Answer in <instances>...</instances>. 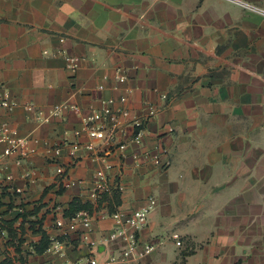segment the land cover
Instances as JSON below:
<instances>
[{"label": "crops", "instance_id": "crops-1", "mask_svg": "<svg viewBox=\"0 0 264 264\" xmlns=\"http://www.w3.org/2000/svg\"><path fill=\"white\" fill-rule=\"evenodd\" d=\"M1 89L17 104L0 107V126L36 140L37 151L0 167V264L101 261L113 225L106 213L148 195L157 204L139 231L155 244L147 260L264 264V15L227 0H0ZM107 97L144 117L141 143L95 159L81 149L74 164L63 150L54 160L51 146L76 139ZM28 102L48 120L37 121ZM57 103L67 106L49 116ZM135 130L126 125L124 138ZM98 169L108 188L92 200ZM73 200L92 221L64 232L55 219L66 223Z\"/></svg>", "mask_w": 264, "mask_h": 264}, {"label": "built area", "instance_id": "built-area-1", "mask_svg": "<svg viewBox=\"0 0 264 264\" xmlns=\"http://www.w3.org/2000/svg\"><path fill=\"white\" fill-rule=\"evenodd\" d=\"M235 3L248 11H254L264 15V8L250 3L247 0H227ZM77 58L70 57L68 59V67L75 70L77 67ZM118 80H123L122 74L117 75ZM101 88V86H99ZM17 104L16 100L10 96V93L6 89L0 90V107L7 110L13 109ZM65 104H54L49 111L50 115H57L60 109L66 107ZM26 109L33 110V116L37 121H46L48 116H45L39 109H34L33 103L28 102L25 104ZM144 117L136 116L132 114V111L126 107H116L113 99L101 98L99 100V106L91 109L90 113L84 117L83 125L74 131L76 139L68 141L63 139L51 146L49 149L50 156L54 160H58L59 156L64 150L69 158V164H74L80 158V150L85 149L88 155L92 158H98L101 156L104 148H119L123 149L127 141H134L141 143L140 133L143 124ZM132 125L134 133L130 138L125 137V126ZM171 129V128H170ZM0 141L4 142L3 148L0 150V167L4 169L2 161L9 155H16L17 163L26 162V159L32 153L37 151L35 141L30 143L28 137L14 135L8 131L5 125L0 126ZM85 135L86 139L80 141L79 136ZM144 156L152 159L156 164L164 166L168 161H162L160 158L152 154L151 151H145ZM137 158L138 154L133 155ZM64 165L57 164L56 172L62 173ZM28 173V170L24 174ZM5 179H11L10 173H4ZM68 184V183H67ZM119 189L120 187L116 185ZM108 188L107 175L103 169H98L93 173V185L88 191L87 197L95 200L100 194L105 192ZM15 191H21L20 187H16ZM157 204L156 197L154 195H148L145 198L144 203L132 210H115L110 213H106L113 219V225L108 232L103 235V244L108 246L109 253L101 261L95 257L88 258L82 264H154L152 261L147 260V256L154 250L155 244L150 241H143L139 238V231L145 226L150 212L155 208ZM92 221V213L87 208H82L75 211L73 214L67 217L66 223L62 217L55 219V225L66 232L67 230L74 228L76 224H83L84 226H90ZM82 239L88 241L86 234H82ZM179 244V241H177ZM92 246H95V241H90ZM48 250L58 251L57 244H51L47 248ZM80 264V263H74Z\"/></svg>", "mask_w": 264, "mask_h": 264}, {"label": "trees", "instance_id": "trees-1", "mask_svg": "<svg viewBox=\"0 0 264 264\" xmlns=\"http://www.w3.org/2000/svg\"><path fill=\"white\" fill-rule=\"evenodd\" d=\"M105 193V192H103ZM102 193V194H103ZM82 208H88V205L86 203H80L79 201L77 200H73L70 205H69V210H68V213H74L75 211L79 210V209H82ZM110 212V211H109ZM112 212V211H111ZM47 244V241H43V245L42 247H44L45 245Z\"/></svg>", "mask_w": 264, "mask_h": 264}]
</instances>
